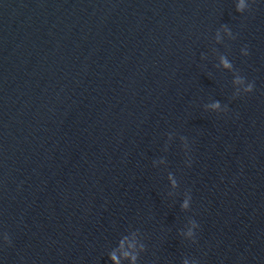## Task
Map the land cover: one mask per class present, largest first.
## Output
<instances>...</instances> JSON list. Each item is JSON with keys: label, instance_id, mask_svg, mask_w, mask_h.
<instances>
[{"label": "water", "instance_id": "obj_1", "mask_svg": "<svg viewBox=\"0 0 264 264\" xmlns=\"http://www.w3.org/2000/svg\"><path fill=\"white\" fill-rule=\"evenodd\" d=\"M0 264H264V0H0Z\"/></svg>", "mask_w": 264, "mask_h": 264}]
</instances>
